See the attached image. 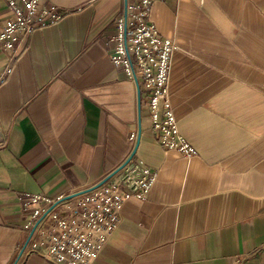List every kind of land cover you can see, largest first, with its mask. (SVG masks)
I'll return each mask as SVG.
<instances>
[{
	"label": "crops",
	"instance_id": "0c3cea01",
	"mask_svg": "<svg viewBox=\"0 0 264 264\" xmlns=\"http://www.w3.org/2000/svg\"><path fill=\"white\" fill-rule=\"evenodd\" d=\"M126 1L42 0L62 19L29 34L0 86V264H59L25 245V194H73L130 156L156 179L92 264H264V0L152 4L176 47L168 99L190 156L162 148L143 106L132 155L137 87L110 60ZM7 11L0 0V26Z\"/></svg>",
	"mask_w": 264,
	"mask_h": 264
},
{
	"label": "built area",
	"instance_id": "2783aa9c",
	"mask_svg": "<svg viewBox=\"0 0 264 264\" xmlns=\"http://www.w3.org/2000/svg\"><path fill=\"white\" fill-rule=\"evenodd\" d=\"M154 1H126L124 12L116 21L115 46L110 60L132 82L137 78L145 93L140 106L148 112L150 130L162 148L190 156L194 148L180 134L168 99L167 83L176 47L173 41L159 35L149 19ZM5 2L8 16L0 26V50L6 64L0 69V86L27 50L25 42L29 34L62 19L54 6L43 4L42 0ZM137 137L135 129L130 134L131 151ZM155 179V171L130 159L99 186L55 199L25 194L24 210L30 212L23 224L29 235L25 245L59 264H92L120 224L124 203L132 197L145 200ZM120 186L125 190L120 191Z\"/></svg>",
	"mask_w": 264,
	"mask_h": 264
},
{
	"label": "water",
	"instance_id": "95a60500",
	"mask_svg": "<svg viewBox=\"0 0 264 264\" xmlns=\"http://www.w3.org/2000/svg\"><path fill=\"white\" fill-rule=\"evenodd\" d=\"M135 84H136V87H137V101H138V125H137V132H138V137H137V141L135 143V146H134V149L132 151V155L135 153L137 147H138V144H139V139H140V136H141V116H140V109H141V106H140V100H141V97H140V86H139V82L137 80V78H135ZM132 156H130L125 163H123L121 166H119L115 171H113L111 174H109L106 178H104L103 180H101L99 183H97L95 186H99L101 185L102 183H104L106 180H108L110 177H112L114 174H116L119 170H121L123 168V166L131 159Z\"/></svg>",
	"mask_w": 264,
	"mask_h": 264
}]
</instances>
